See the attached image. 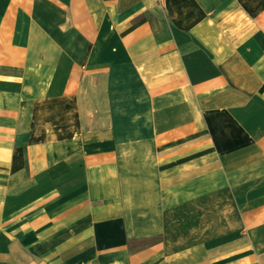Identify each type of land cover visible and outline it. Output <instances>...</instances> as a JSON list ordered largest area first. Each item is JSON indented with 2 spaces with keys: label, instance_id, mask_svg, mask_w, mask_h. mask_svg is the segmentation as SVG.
Returning a JSON list of instances; mask_svg holds the SVG:
<instances>
[{
  "label": "crops",
  "instance_id": "crops-1",
  "mask_svg": "<svg viewBox=\"0 0 264 264\" xmlns=\"http://www.w3.org/2000/svg\"><path fill=\"white\" fill-rule=\"evenodd\" d=\"M0 264H264V0H0Z\"/></svg>",
  "mask_w": 264,
  "mask_h": 264
}]
</instances>
